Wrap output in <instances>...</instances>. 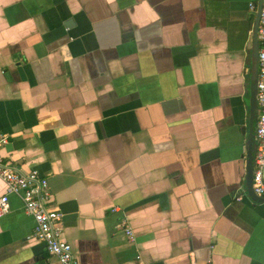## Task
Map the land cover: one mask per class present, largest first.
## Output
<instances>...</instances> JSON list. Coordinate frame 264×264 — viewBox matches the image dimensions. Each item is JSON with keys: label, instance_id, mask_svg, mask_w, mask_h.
<instances>
[{"label": "crops", "instance_id": "0c3cea01", "mask_svg": "<svg viewBox=\"0 0 264 264\" xmlns=\"http://www.w3.org/2000/svg\"><path fill=\"white\" fill-rule=\"evenodd\" d=\"M257 4L0 0L2 153L47 179L79 264H264L244 181ZM9 202L0 264H59Z\"/></svg>", "mask_w": 264, "mask_h": 264}, {"label": "built area", "instance_id": "2783aa9c", "mask_svg": "<svg viewBox=\"0 0 264 264\" xmlns=\"http://www.w3.org/2000/svg\"><path fill=\"white\" fill-rule=\"evenodd\" d=\"M253 7L251 4L250 8ZM256 38L258 42L257 117L254 127L252 188L258 196H264V0H261ZM7 141L8 136L0 133V179L5 186L4 192L0 195V217L10 212L9 196L18 195L25 213L34 221L33 237L43 242L46 250L56 257L59 264H79L72 246L62 236V213L48 206L50 191L47 179L40 176L35 169L24 172L7 160L2 153ZM236 199L240 200L241 197L237 196ZM119 226L133 241V230L124 219L120 220ZM191 264L196 263L192 261Z\"/></svg>", "mask_w": 264, "mask_h": 264}, {"label": "water", "instance_id": "95a60500", "mask_svg": "<svg viewBox=\"0 0 264 264\" xmlns=\"http://www.w3.org/2000/svg\"><path fill=\"white\" fill-rule=\"evenodd\" d=\"M260 10H261V0H258L257 4V11L256 16L253 23V30H252V41H251V49H252V57L254 59V68H255V77H254V84L251 88V101L254 103L253 108V118L256 119V113H257V101H256V82H257V70H258V64H257V55H258V42L256 38V30L258 25V20L260 16ZM255 145V139L254 134L251 135L248 141V149L246 151V163H245V187L246 192L249 196V198L255 202H263L264 196H258L252 188V176H253V150Z\"/></svg>", "mask_w": 264, "mask_h": 264}]
</instances>
